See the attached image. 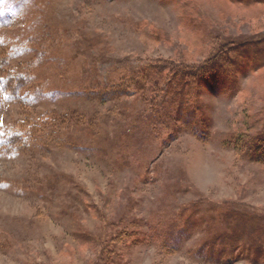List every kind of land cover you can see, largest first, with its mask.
<instances>
[{
  "label": "rangeland",
  "instance_id": "rangeland-1",
  "mask_svg": "<svg viewBox=\"0 0 264 264\" xmlns=\"http://www.w3.org/2000/svg\"><path fill=\"white\" fill-rule=\"evenodd\" d=\"M259 148L264 0H0V264H264Z\"/></svg>",
  "mask_w": 264,
  "mask_h": 264
},
{
  "label": "trees",
  "instance_id": "trees-1",
  "mask_svg": "<svg viewBox=\"0 0 264 264\" xmlns=\"http://www.w3.org/2000/svg\"><path fill=\"white\" fill-rule=\"evenodd\" d=\"M239 49V48H238ZM255 52H256V50H255ZM237 54H238V59L236 60V63H234V66L233 67H237V68H241L242 69V63H241V61H240V59L243 57H247V55H249L250 56V54H249V50H247V48H245V51H241V49H239V50H237V52H236ZM257 53V52H256ZM211 61V60H210ZM211 62H213V61H211ZM236 64V65H235ZM230 70V69H229ZM217 72V71H216ZM228 72V70L227 71H225V70H223L221 73L220 72H217V73H214L213 75H211V76H208L209 74L207 73V72H205L204 74L202 73V75H201V77H200V80H202L203 82L205 81H215V80H219V78L221 77V75L222 76H225V75H230V74H232L231 73V70L229 71V73H227ZM177 77V76H176ZM142 78L144 79V78H146V76H142ZM142 79V80H143ZM20 79H7V80H2L1 81V83L3 84V88H5V89H8V90H11L12 91V95H14V94H17L18 92H17V88H18V86H21V85H23V83L22 82H20L19 81ZM207 81V82H208ZM10 82V83H9ZM183 84L182 85H186V83L185 82H182ZM209 83V82H208ZM114 93H116V92H114ZM8 142V144L9 145H11V141L10 140H8L7 141ZM255 151V150H254ZM255 154H257V155H261V156H263L264 157V148L263 149H260L259 148V150H256L255 152H254ZM259 248V247H258ZM260 249V248H259Z\"/></svg>",
  "mask_w": 264,
  "mask_h": 264
}]
</instances>
